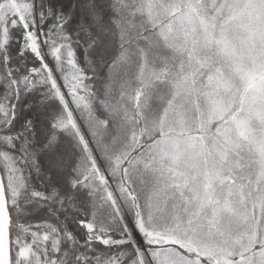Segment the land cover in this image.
<instances>
[{
  "label": "snow or ice",
  "instance_id": "1",
  "mask_svg": "<svg viewBox=\"0 0 264 264\" xmlns=\"http://www.w3.org/2000/svg\"><path fill=\"white\" fill-rule=\"evenodd\" d=\"M0 264H264V0H0Z\"/></svg>",
  "mask_w": 264,
  "mask_h": 264
}]
</instances>
